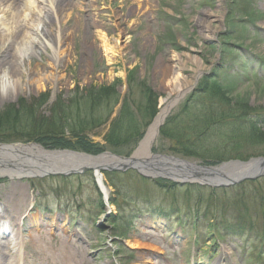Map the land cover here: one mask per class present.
<instances>
[{
	"label": "rangeland",
	"instance_id": "obj_1",
	"mask_svg": "<svg viewBox=\"0 0 264 264\" xmlns=\"http://www.w3.org/2000/svg\"><path fill=\"white\" fill-rule=\"evenodd\" d=\"M66 3L71 7L64 16L72 12V19L81 22L77 27H66L65 34L70 38L63 43L49 32L41 36L42 40L35 34L37 27L43 29L37 0H30L27 9L19 11L16 24L6 21L2 14L6 7L15 9L0 4V39L20 31L16 39L6 43L11 44L10 53L16 54L14 58L20 64L13 75L20 86L0 100V144L34 143L45 150L72 151L44 147L25 137L34 133L37 120L50 117L59 97L66 99L76 87L113 86L123 99L129 92L130 76L136 103L143 106V117L140 113L137 117L149 122L142 139L132 149L105 146L98 154L75 152L129 158L139 148L162 102L168 98L175 101L165 122L183 108L193 92L212 88L215 82L219 86L214 94L216 104L220 100L230 105L235 102L263 117L264 0ZM142 4L144 7L138 10L136 7ZM79 5L83 7L78 9ZM203 12L213 14L207 19L213 34L202 32L197 22L204 17ZM51 23L46 31L58 32V21ZM103 34L113 50L104 48ZM252 69L255 75L250 73ZM174 85H189V90L178 97L171 91ZM146 93L151 95L148 100ZM36 113L39 116L32 118ZM260 123L252 135L256 141L264 139V118ZM109 124L110 120L93 132L91 138L96 143L105 145ZM250 143L244 145L248 154L254 149L251 147H259ZM174 148L173 139L158 133L150 153L188 159L177 155ZM258 157H264V153L248 159ZM22 162L12 159L0 166L4 171L21 167ZM152 165L98 173L89 167L68 175L58 170L20 178L9 173L0 175V224L7 225L12 247L17 241L15 235H19L20 247L19 252V247L0 252V258L5 264H213L214 258L221 264H258L264 260L258 253H251L254 260L245 258L243 241L223 230L225 237H218L212 223L236 225L252 232L254 249L264 250V176L230 185L223 181L226 185L212 187L199 182L180 183L161 170L153 174ZM105 172L119 174L113 178L118 190L108 185ZM191 185L201 188L190 190ZM18 189L26 192L20 207L15 206L20 193H13ZM147 194L150 203L136 198ZM31 197L33 207L28 204Z\"/></svg>",
	"mask_w": 264,
	"mask_h": 264
},
{
	"label": "trees",
	"instance_id": "obj_2",
	"mask_svg": "<svg viewBox=\"0 0 264 264\" xmlns=\"http://www.w3.org/2000/svg\"><path fill=\"white\" fill-rule=\"evenodd\" d=\"M128 81L129 92L123 99L113 86L76 87L68 93L66 99L58 98V104L50 109V117L37 120L33 126L34 133L25 139L38 142L44 147L68 148L92 154L103 151L105 146H129L132 149L144 136L149 122L148 119L140 120L137 117L138 113L142 116L143 106L136 103L133 78L128 77ZM218 90V83L215 82L212 88L209 86L193 92L183 108L167 118L160 129V136L175 141L173 150L177 155L205 164L216 165L231 159L246 160L263 155L264 139L256 141L252 135L264 117L261 118L258 112L235 102L230 105V102L223 103L220 100L216 104L214 94ZM144 96L147 100L151 98L150 93ZM119 104L118 113L109 124L105 145L96 143L91 135L109 122ZM36 115H32V118H36ZM57 122V127H52ZM250 140L251 145L259 147H251L254 149L248 154L244 151V145ZM117 175V172H105L108 185L115 190H118V186L113 178ZM193 188L198 190L201 187H189L190 190ZM144 197L149 198V194Z\"/></svg>",
	"mask_w": 264,
	"mask_h": 264
},
{
	"label": "bare ground",
	"instance_id": "obj_3",
	"mask_svg": "<svg viewBox=\"0 0 264 264\" xmlns=\"http://www.w3.org/2000/svg\"><path fill=\"white\" fill-rule=\"evenodd\" d=\"M30 0H0V4H4L6 6L13 7L15 11H10L7 7L2 11L3 17L6 21L12 20L15 24L16 15L19 13V11L24 12L25 9H27L28 3ZM39 2L40 12L42 16H38L39 20L43 24V29L40 31L37 27L35 34L38 35V37L41 38V36H45L46 33H50L51 37L53 39H56L58 43H63L66 38H70V36H67L66 27H77L79 25V22H81L80 19L75 18L70 15L71 13H67L64 16V13L68 6L71 7L70 3H66L67 0H37ZM83 7L82 5H79L78 9ZM144 7V5H140L139 7H136L138 10H141ZM17 10V11H16ZM39 12V13H40ZM213 14L209 12H203L204 17H200L197 19L198 24L202 28V32H208V34H213L215 31L212 29L211 22H207V19H209ZM35 17H31V20H33ZM52 20L50 21V19ZM58 21L59 25V31L56 32H50L46 31L47 26L52 24L51 22ZM20 34V31L14 30L11 33V36L9 35L8 38L5 40L4 38L0 39V100H4L6 96H8L10 93H13V91L19 87V80L14 78V68L18 67L20 64L14 58L16 54L10 53V47L11 44L9 43L8 46H6V43L9 42L10 38L13 41V39H16L17 36ZM42 40V38H41ZM103 40V46L106 48V51H109L110 49L113 50V48L110 46V41L106 37V34L102 35ZM6 67V69H3ZM189 90V85L186 86H178L174 85L173 89L171 91L179 96H182L184 93H186ZM174 99H166V101L162 102L163 104L160 106V111L155 117L153 123L148 129V132L146 136L144 137L143 141L141 142L139 148L134 153L131 161L125 160L122 158H116L108 153H104L99 156H89L82 153H73V152H67V151H50L45 150L42 147H40L37 144L31 143L29 145H26L24 147L18 146L14 148V151L19 155V161L23 160L21 163V167L13 166V168H3L4 173L1 174H11L15 178L20 177H27V176H33L38 175L41 173L50 172L53 170L58 171H80L87 169L89 167H93L96 169V172L98 173L104 166L110 165L112 167H121V166H131V165H138L139 167L144 165L152 164V160L154 159L153 155L150 153L153 141L155 140L157 136V132L161 126V124L164 122L165 118L168 115V112L170 108L173 106ZM0 151L7 152L8 149L0 148ZM11 151V150H10ZM13 163V162H12ZM23 164V165H22ZM20 165V164H19ZM174 163L172 161H169L167 164H165L163 167L159 168L161 171L164 172H173L175 174V170L173 167ZM62 167V168H59ZM53 168V169H51ZM8 171H6V170ZM51 169V170H48ZM1 170V168H0ZM157 171V169H155ZM241 168H236L234 170L228 171L227 169H218L214 170L212 174L204 175L202 176L203 179H208L210 181L214 182H230L232 178H237L238 176L243 175ZM148 172V171H144ZM154 174V172H153ZM193 178H200V177H193ZM13 193H20L18 196V201L16 202L15 206L20 207L23 203V198H26V192H23L21 190H15ZM21 195V196H20ZM29 206L31 205L33 207L34 204V198H30V202H28ZM8 211V210H7ZM1 217V216H0ZM1 220V218H0ZM11 220V219H10ZM18 221V219H17ZM13 222V221H11ZM13 224H16L13 222ZM5 227V226H4ZM15 236L17 239L16 244L19 245V235L16 234ZM11 240L2 241L0 242V252L4 253V250L8 251L10 249H15V247L10 246ZM15 244V245H16ZM133 247L136 246L135 243H131ZM0 264L3 263V258H0ZM215 264H218L217 262Z\"/></svg>",
	"mask_w": 264,
	"mask_h": 264
},
{
	"label": "water",
	"instance_id": "obj_4",
	"mask_svg": "<svg viewBox=\"0 0 264 264\" xmlns=\"http://www.w3.org/2000/svg\"><path fill=\"white\" fill-rule=\"evenodd\" d=\"M26 145L29 144H0V148H5L8 149L7 152L5 151H0V163L2 164H8L10 163V160H15L20 158L19 155H17V153L14 151V148L21 146L24 147ZM11 150V151H10ZM67 152H71V151H67ZM76 153V152H73ZM110 154V153H109ZM88 155V154H85ZM116 158H122L113 154H110ZM154 159L156 160H152V164L149 165H144L139 167L138 165H131V166H121V167H112L109 164L104 166L102 168V170H109V169H118V168H127V167H131V168H136V169H141V168H145L146 166H153V172H155L157 169V171H159L161 167H163L165 164H167L169 161H172L174 163V170L176 171L175 174L173 172H165L167 173V175L172 176V178H174L175 180H180V183H188V182H199L201 185H210V186H221V184H224L225 182H214V181H210L208 179H203L202 176L204 177V175H207L209 173L212 174L214 170H218V169H227L228 171L230 170H234L236 168H241L243 169L241 172L243 175L238 176L237 178H232V180L228 183L230 184H235V183H239L243 180L246 179H256L258 177L264 176V157H258V158H251L247 161H241V160H230L228 162H224L218 166H204V165H198L196 163L184 160V159H180L177 157H173V156H166V155H153ZM125 160H130L132 159V157L129 158H122ZM1 168V166H0ZM1 173H4V171H2V169L0 170ZM51 172V171H50ZM76 171H58V173L60 174H64V175H68V174H72ZM164 172V171H162ZM231 172V171H230ZM48 173V172H46ZM143 173V172H142ZM44 174V173H41ZM155 174V173H154ZM158 174V173H157ZM1 175H6V174H1ZM145 176H149L146 175ZM168 176V177H170ZM200 177V178H193V177ZM149 177H152L151 175Z\"/></svg>",
	"mask_w": 264,
	"mask_h": 264
}]
</instances>
